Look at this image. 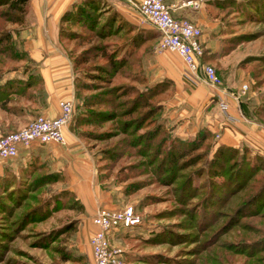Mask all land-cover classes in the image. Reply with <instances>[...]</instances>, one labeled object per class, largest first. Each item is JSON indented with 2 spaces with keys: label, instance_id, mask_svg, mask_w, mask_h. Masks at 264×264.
I'll use <instances>...</instances> for the list:
<instances>
[{
  "label": "trees",
  "instance_id": "1",
  "mask_svg": "<svg viewBox=\"0 0 264 264\" xmlns=\"http://www.w3.org/2000/svg\"><path fill=\"white\" fill-rule=\"evenodd\" d=\"M248 1L244 2L246 5L237 2L234 12L230 13L234 17L228 21L229 24H240L252 13L264 22V0ZM208 3L215 15L217 9L225 7L218 0H208ZM230 6L232 4L227 5ZM27 12L28 0H0V74L17 68L20 61L26 59L27 53L17 44L10 26L23 24ZM237 14L241 16L237 17ZM120 16L115 9L107 11L102 0H81L60 18V39L66 43L77 40L75 47L80 46L77 50L68 51L76 73L75 109L78 111L75 125L86 140H95L96 144L103 142L96 153L99 178L104 179L105 170L121 161L116 171L119 180L152 173L158 183L172 185L174 201L178 205L170 210L180 211L187 217L185 227H190L195 220L198 223L194 233H180L184 234L185 242L190 243L181 250L183 257L180 261L183 264H264V179L257 176L264 168L256 163L264 161L263 155L251 153L247 157L245 154L250 152L249 149L243 147L245 153L238 147L220 143L209 160V164L217 165V168L208 172L211 176H218L225 172L221 170L225 164L228 170L226 180L215 181L212 177L209 185L205 181L198 182V177L205 173L200 167L179 173L201 158V151L198 150L211 132L202 127L193 139H173L167 147V133L157 137L164 130L163 122L158 120L153 127L149 124L156 120L155 114L162 109V103H154L152 97L158 91L165 93L168 86L172 89V81L163 78L153 84L143 83V88L137 84L144 81L141 75L142 44L156 39L159 32L155 28H138L135 31V25L131 23L119 25ZM67 24L82 25L88 32L64 27ZM223 27L220 55L227 54L241 41L249 39V32L236 33L230 31L231 27ZM112 35L121 36L122 41L114 43L105 40ZM110 45L113 47L110 48ZM207 57V51L203 50L201 60ZM250 57H244L240 64L261 61L264 66V54L253 60ZM116 75L131 81L113 83ZM96 80H103L108 85L100 87ZM31 82V76L25 81L9 80L0 85V97H8L11 92L25 94ZM242 107L250 117L264 121V107L251 108L246 100H242ZM106 123L107 126L103 127ZM126 169L129 172L125 173ZM21 173L23 178L19 177L17 182L11 180L14 174L0 176V264L11 260L7 253L12 241L18 236L24 237L30 223L41 222L54 210L66 206L58 196L43 201L39 195L46 184L61 178L45 162L34 158ZM225 181H230L231 185L222 193L220 187ZM139 183L138 180L130 182L137 187ZM202 188L205 193L200 197ZM243 189L245 192L239 203L231 204L230 197ZM156 198L153 202L162 200ZM217 222L219 224L215 226ZM73 224L75 222L70 221L48 233L40 231L34 244L49 247L59 232L67 231ZM164 259L170 263L175 258L168 256Z\"/></svg>",
  "mask_w": 264,
  "mask_h": 264
},
{
  "label": "crops",
  "instance_id": "2",
  "mask_svg": "<svg viewBox=\"0 0 264 264\" xmlns=\"http://www.w3.org/2000/svg\"><path fill=\"white\" fill-rule=\"evenodd\" d=\"M79 1L28 0L26 21L13 30L17 44L27 53L25 63L3 71L0 85L9 80L25 81L29 76L32 84L25 94L11 92L8 97H0V134L23 126L38 114L57 115L60 99L71 100L75 107L76 73L68 50L60 39L59 26L62 14ZM165 1L174 16L186 17L200 26V41L209 56L201 61L211 64L217 74L221 72L224 69L222 58L236 47L227 54H219L223 31L212 5L208 0ZM108 2H111L113 9L130 18L134 14L133 9H137L135 4L125 0ZM138 28L155 27L135 25V31ZM140 55L143 83L153 84L163 78L172 81L173 94L169 102H165L163 113L165 118L174 119L172 131L195 136L199 129L205 127L217 134L215 146L222 143L242 147L246 144L250 151L257 150L256 153L264 155V124L244 113L241 85H236L232 79L211 84L201 69L190 70L177 52L159 49L155 39L142 44ZM220 101L227 103L230 117L220 108ZM74 112L73 109L70 120L63 126V142H33L27 147L20 146L15 157L0 159V175L11 173L18 176L34 158L42 160L51 171L59 173L65 188L73 192L81 207V212L76 215V241L72 244L77 246L75 249L78 252L86 253L89 264H92L88 242L94 229L92 216L100 207H120L125 203L116 196L113 186L106 185L99 178L94 154L76 129Z\"/></svg>",
  "mask_w": 264,
  "mask_h": 264
},
{
  "label": "rangeland",
  "instance_id": "3",
  "mask_svg": "<svg viewBox=\"0 0 264 264\" xmlns=\"http://www.w3.org/2000/svg\"><path fill=\"white\" fill-rule=\"evenodd\" d=\"M218 1H221L225 6L223 9L216 10V16L219 18L221 25L224 26L225 29H229L231 27L232 29L230 31L236 33H250V36L248 37L249 39L241 41L237 46H235L236 48L231 53L222 58V64L225 70L223 69L218 73L220 76V83L232 79L236 85L240 86L243 82H247L248 88L244 93L240 94V98L246 100L251 108H254L255 106L264 107L263 63L261 61H251L249 63L244 62L242 65L240 64V60H242L246 56L250 55L251 60H253L256 57H260L264 54V22H262L261 17H255L254 13H252L251 16L247 15L240 24L235 23L232 25L231 22L229 24L228 21H232L234 17L232 16L233 14L230 15V13L234 12L237 2H239V4L246 5V3H248L249 1ZM228 4H232V6L227 7ZM104 5L107 11L111 12L112 10H114L112 8L113 6L111 2L109 3L108 0H105ZM133 11L134 14L131 15L132 18H130V16L121 14V16L119 17V25H130V23L131 25H153L141 16L138 9H133ZM136 14L137 16L135 18ZM239 15L240 14H237V17L241 16ZM10 27H12L13 30H16L18 25H11ZM64 27L82 32H88L85 27H82V25L67 24L64 25ZM105 40L119 43L120 41H122V38L121 36L112 35L108 38H105ZM75 42H77V40H71L67 43L64 42L65 48L68 51H71L74 48L76 50L79 49L80 46L75 47ZM155 42L156 44L158 43V36L156 37ZM109 47L112 48L113 46L110 45ZM24 63L25 60L20 61V65ZM135 66H138L137 62ZM226 76L228 77L226 78ZM96 81L99 82L98 85L100 87L108 85L103 80ZM118 81L130 83L131 80H129V78L126 79L120 77L119 75H116L113 83H116ZM143 82L144 81H141L137 84L139 88L144 87ZM158 92L154 97H152V101L154 103H162V109L156 112V120H153V122L149 124V126L151 127L152 125L154 126L155 122L158 120H161L163 122L164 130L161 131L157 137H161V135H163V132L167 133V135L169 136V140L166 141L165 147H167L169 145V141L173 139H193L195 136L182 135L176 133L175 131H172L171 123L174 119L165 118L163 116V113L165 111V102H169L168 99H170L173 94L171 86H168L165 93ZM225 104L228 107L226 102ZM73 109L75 111L74 115H76V112L78 110L75 109V107ZM222 111L225 112L223 109ZM261 123L264 124V121H262ZM106 126L107 123L103 127ZM210 132L211 135H209V138L202 143L198 150L201 151V158L193 165H190L179 172L187 173L188 171H191L192 169H195L197 167H200V169L203 168L205 170V173L203 175L201 174L198 177V182L205 181L207 185L212 182V177H215V181H220L221 179L226 180V173H228V170L226 167H224V164L222 165L221 169L225 170V172L223 171L222 173L223 175H209L208 170H214L215 167L217 168V165L214 166L213 164L211 166V164H209V160L212 158L213 152L216 148L214 141L217 137L215 135V132ZM94 141L95 140L87 139L86 144L88 148H90V150L93 152L95 160H97V149L103 144V142L99 141L97 142L98 144H96ZM91 144H93V147L91 146ZM243 147L250 150L249 146L245 144L242 145V147H238L241 152L244 151ZM256 152L257 150L254 152L250 151L249 153L245 152V155L249 157L248 155ZM107 161L110 160L107 159ZM119 162L117 161L114 165L111 164L109 168L105 170L106 176L102 180L105 181L106 185L113 186L116 191V196L121 199L122 203L133 204L140 218V221L132 227L119 228L114 233L113 241L122 249L121 259L124 262L123 264H183V262L180 261V257H183V254H181V250L182 248L189 246L190 243L185 242L184 234L180 233H194L197 230V221L194 219L195 221L192 222L190 227H185L184 221L187 217L180 211L170 210L172 207L178 205L174 201L172 185L158 183L154 180V175H152V173H148L147 176H134L132 178L119 180L116 175L117 168L120 165L118 164ZM205 162L208 163L206 164ZM256 163L264 168L263 160ZM124 171L125 173L129 172L127 171V169ZM257 176L260 177L261 180H263L264 169L259 171ZM11 177H13L12 179L10 178L11 180L17 182L19 177L23 178V175L22 173H20L18 176L15 175ZM140 179L143 180L141 181ZM180 179L181 178H179L177 182L180 181ZM136 180L140 182V186L138 185V187L134 184H130L131 181ZM214 184L213 186H215ZM230 185V181H225L224 185L220 187V192L223 193L224 190L227 189V186ZM65 189L67 188H65V183L61 181V178L44 186L43 190L39 193L43 201H46V199L52 200L55 196H58L60 201H64L66 206L54 210L47 219L41 222L30 223L24 232L25 236H18L12 241L10 250L7 253V256H9L11 260H9V262L6 261L1 264H89L86 253L78 252L75 249V247L77 246L72 244L73 241H76L75 234L78 226V219H76V215L81 212V207L79 206L78 201L74 198L73 194L68 191L69 189ZM200 192V197H202L205 193V189L202 188ZM244 192L245 189L230 197V203L233 205L239 203L241 199L240 197L244 194ZM155 198H161L162 200L153 202ZM70 221L75 222V224H73L71 228L67 229V231L62 230L61 232H59L57 237L51 241L49 247H42L34 244V241L40 231L43 233H48L52 229H60L64 226L65 223H69ZM220 221L221 219L219 220V222ZM219 222H217L215 226H217ZM45 240H49V238H46ZM65 255H68L69 257L66 258ZM168 256H171L175 259H173L170 263H166L167 261L164 258Z\"/></svg>",
  "mask_w": 264,
  "mask_h": 264
},
{
  "label": "built area",
  "instance_id": "4",
  "mask_svg": "<svg viewBox=\"0 0 264 264\" xmlns=\"http://www.w3.org/2000/svg\"><path fill=\"white\" fill-rule=\"evenodd\" d=\"M135 4L141 16L159 31L158 48L177 52L192 71L201 69L208 82L220 83L215 68L201 61L203 47L200 41L202 30L198 24L186 17H176L165 0H125ZM248 83L243 82L240 93H244ZM59 112L55 116L38 114L23 126L0 134V159L11 158L18 154L20 146L27 147L33 142H63V126L72 116L73 102L69 99L59 100ZM221 108L228 117L225 102L220 101ZM217 135V134H216ZM140 221L135 206L125 203L120 207H100L92 216L94 229L89 235L92 264H123L122 249L112 237L119 228H129Z\"/></svg>",
  "mask_w": 264,
  "mask_h": 264
}]
</instances>
